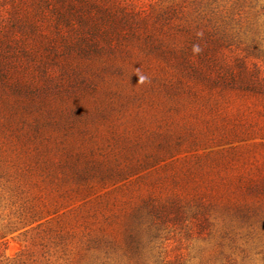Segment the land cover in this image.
I'll return each instance as SVG.
<instances>
[{"label": "rangeland", "instance_id": "374dc122", "mask_svg": "<svg viewBox=\"0 0 264 264\" xmlns=\"http://www.w3.org/2000/svg\"><path fill=\"white\" fill-rule=\"evenodd\" d=\"M0 233L20 264H264V0H0Z\"/></svg>", "mask_w": 264, "mask_h": 264}, {"label": "trees", "instance_id": "16d2710c", "mask_svg": "<svg viewBox=\"0 0 264 264\" xmlns=\"http://www.w3.org/2000/svg\"><path fill=\"white\" fill-rule=\"evenodd\" d=\"M211 10L214 12V15H217V17L220 18L222 24L221 29L224 30V33L226 34L230 32V30L228 29L229 20L225 16V14L221 15L215 9H211ZM4 236L5 234L0 233V239L3 238ZM20 263H21V259L19 258V256L14 257L12 259L6 256L5 251L2 249V243H0V264H20Z\"/></svg>", "mask_w": 264, "mask_h": 264}]
</instances>
